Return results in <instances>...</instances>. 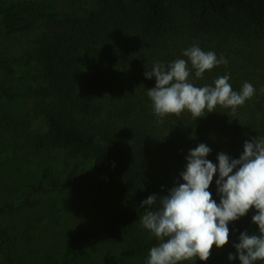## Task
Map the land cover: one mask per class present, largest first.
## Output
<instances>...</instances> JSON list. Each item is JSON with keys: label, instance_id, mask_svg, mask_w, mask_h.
<instances>
[{"label": "trees", "instance_id": "trees-1", "mask_svg": "<svg viewBox=\"0 0 264 264\" xmlns=\"http://www.w3.org/2000/svg\"><path fill=\"white\" fill-rule=\"evenodd\" d=\"M179 4L200 29L264 35V0H179ZM0 35L25 37L29 44L18 54L0 53V75L14 78L32 62L40 71L36 85L27 87L24 95L39 99L33 116L43 120L44 127L27 138L34 148L63 149L78 160L63 177L58 168L46 167L36 183L28 184L27 194L77 186L78 173L90 162L101 176L99 196L111 207L96 230L73 235L57 264H73L87 246L103 238L124 242L125 258L149 254L157 241L143 233L138 222L157 205L147 209L141 202L150 195H167L177 181L184 182L180 173L186 163L174 161L170 153L176 144L204 143L211 149L206 159L218 164L219 153L238 159L245 141L264 138V87L256 88L234 113L217 105L215 112L207 114L205 109L206 116L196 120L185 110L159 123L152 103L131 93V87L146 78L147 67L158 57L157 48L177 35L176 13L166 0H97L96 9L82 15L61 14L49 0L3 1ZM17 96L20 93L0 82V97ZM216 179L218 173L208 190L219 204ZM30 202L26 196L3 203L0 216ZM255 214L252 208L229 222L228 243L221 248L213 245L207 261L195 257L193 264H217L235 255L233 245L242 232L259 234L252 222ZM9 244L8 234L0 230V252Z\"/></svg>", "mask_w": 264, "mask_h": 264}, {"label": "rangeland", "instance_id": "rangeland-1", "mask_svg": "<svg viewBox=\"0 0 264 264\" xmlns=\"http://www.w3.org/2000/svg\"><path fill=\"white\" fill-rule=\"evenodd\" d=\"M3 1L9 0H0ZM166 1L176 13L177 35L163 43L164 47L157 48L158 57L154 58L147 71H151L157 63L167 66L177 59L187 60L183 51L196 45L205 52H214L218 59L223 57L227 64L206 70L202 78L195 77V70H191L189 82L194 86L214 87L217 78L227 75L230 77L228 82L232 90L236 92L241 90L245 82L252 84L254 89L264 87V35L259 37L247 31L246 34L240 33L238 36L228 29H200L194 18L180 7L179 0ZM49 2L61 14L70 15H82L97 7V0ZM240 27L245 29L242 25ZM28 48L25 37L6 38L0 35V53L18 54ZM189 68L191 69L190 62ZM39 73L32 62L31 66L21 69L14 78L0 75V82L4 86L20 93L14 100L0 97V205L26 196L31 201L26 206L0 216V230L6 232L10 238V244L0 252V264L4 260L7 264H57L67 252L73 235L78 230H96L111 209L99 196L101 176L93 172L90 162L78 173L77 186L63 192L27 194L28 184L36 183L46 167L58 168L63 177L78 161L63 149L50 146L34 148L31 139L27 138L29 133L40 131L44 127V121L33 116L39 99L24 95L27 87L36 85L35 77ZM154 86V77L145 78L142 83H135L131 87V93L152 103L147 89ZM194 148L195 145L184 147L176 144L170 153L174 161L187 163L186 157ZM138 226L143 233L155 238L141 226V220ZM123 246L122 241L103 238L87 246L73 264H147L149 254L125 258L122 256ZM194 258L179 264H193ZM217 264L239 263L237 260L224 259Z\"/></svg>", "mask_w": 264, "mask_h": 264}, {"label": "clouds", "instance_id": "clouds-1", "mask_svg": "<svg viewBox=\"0 0 264 264\" xmlns=\"http://www.w3.org/2000/svg\"><path fill=\"white\" fill-rule=\"evenodd\" d=\"M186 59H177L167 66L157 63L145 71L147 79L155 78V86L147 89L153 113L162 122L167 115H179L187 110L195 120L215 112L217 105L230 108L234 113L255 94L252 84L245 82L239 92L233 91L230 77L217 78L213 86H194L189 82L191 70L202 78L206 70L227 64L212 51L205 52L193 45L183 51ZM189 62L191 69L189 68ZM211 149L204 143L190 150L185 170L180 173L184 181L176 182L167 195H150L141 202L146 210L141 226L158 243L150 249L147 264H179L198 257L207 261L213 245L221 248L229 240V222L245 216L252 208L256 214L252 222L259 234L242 232L234 244L236 254L228 259H239L240 264L264 261V138L254 137L244 142L243 153L233 159L221 152L218 164L206 159ZM216 179L219 204L208 190Z\"/></svg>", "mask_w": 264, "mask_h": 264}]
</instances>
